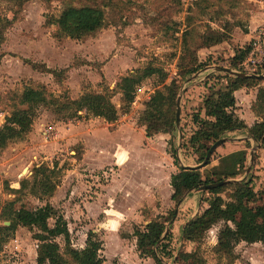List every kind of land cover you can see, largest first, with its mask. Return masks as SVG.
Wrapping results in <instances>:
<instances>
[{
  "label": "rangeland",
  "instance_id": "374dc122",
  "mask_svg": "<svg viewBox=\"0 0 264 264\" xmlns=\"http://www.w3.org/2000/svg\"><path fill=\"white\" fill-rule=\"evenodd\" d=\"M71 6L103 9L106 26L93 37L81 41L58 37V27L49 25L48 21ZM257 13H264V0H0V127L5 124L6 117L26 109L20 104V96L26 88L44 87L48 97H69L73 100H79L88 92L108 91L113 95L112 101L120 112V118L127 116L126 121L135 123L140 129L144 127L141 126V118L146 106L157 91L167 94L166 86L174 80L180 83L178 97L185 86L190 90L198 83L186 82L196 74L207 76L209 72L206 70L212 65L214 53L219 64H233L230 58L232 50L224 52L220 48L213 50V54H200L206 45L203 37L208 30L231 32L238 30V26L246 30L249 18ZM187 31L191 33L188 37V57L194 61L197 72L182 81L180 74L189 67L183 59V38ZM233 51L239 53L241 50L234 48ZM148 67L157 68L161 73L138 85L131 110L125 113L119 84L123 78ZM221 80L217 78L219 89ZM59 110L60 106L52 105L37 108L32 132L24 140L0 150V227L8 222L6 220L12 210L10 203L15 210L28 209L37 215L44 211L45 203L39 200L44 197L33 196L31 188L24 192L17 190L23 180L33 182L34 174L40 168L50 175L56 170L52 182L62 185L66 181L67 187L59 192L54 206L58 216L68 225L70 244L72 248L82 250L90 233L96 232L93 234L103 240V264H175L179 253L188 250L199 252L207 264H264L262 243L237 246L233 258L218 254L217 238L224 224L214 227L191 247L183 243L181 225L199 214L200 207L196 206L199 197L195 198V193H191L186 201L187 206L193 204L195 209L191 211L182 210L181 206L178 208L175 202L162 204L160 196L147 195V191L141 198L144 201H137L134 196L128 195L125 200L130 204L126 206L122 203L118 210L127 215L120 236L114 226L104 227L105 218L101 212L98 209L89 212L87 208L88 203H93L98 198L97 194L102 193V186L111 183L114 170L108 167L95 171L83 164V145L76 143L72 135L81 137L83 125L90 120L71 118L72 112ZM176 111L177 105L174 107L175 115ZM78 115L85 117L83 112ZM96 122L104 128L107 126V121ZM69 125L77 128L71 126L73 131L67 132ZM137 132L141 133V130ZM161 134L159 139L167 140L169 154L173 156L175 152L177 157L180 153L179 130H176L175 137ZM135 144L141 150L143 139ZM183 154L180 155L183 165L196 163L186 160ZM37 191L41 194L43 189ZM230 192H233L232 188L225 191L223 197L226 198ZM142 203H148L152 209ZM107 204L114 205V201ZM174 212L173 221H169ZM54 225L55 221L51 220L50 226ZM149 226L155 231L160 227L166 229L158 245L152 249L141 247L136 237V232L147 231ZM171 228L176 249L174 257L163 261L157 248ZM36 233L19 227L15 235L3 244L0 264H38L40 243L35 240ZM56 242L67 264H73L66 253L65 238L59 237ZM57 262L53 259L46 264Z\"/></svg>",
  "mask_w": 264,
  "mask_h": 264
},
{
  "label": "trees",
  "instance_id": "16d2710c",
  "mask_svg": "<svg viewBox=\"0 0 264 264\" xmlns=\"http://www.w3.org/2000/svg\"><path fill=\"white\" fill-rule=\"evenodd\" d=\"M48 24L58 27V37L81 41L93 37L104 29L106 26V12L97 7L71 6L64 9L54 20L48 21ZM225 32L208 30L206 36L203 37L206 44L204 47H215L226 42L228 36ZM190 35L191 33L187 31L183 38L185 49L183 59H186L189 67L180 74L182 81L197 72L194 68V61L188 57V37ZM242 58L235 57L233 64H229L227 67L235 69L237 60H242ZM159 73H161L159 69L148 67L144 71H137L134 75L121 80L119 87L123 94L125 113H129L131 110L138 85L143 80ZM219 77L223 79L220 82L221 88L216 91L212 89L208 92L210 82ZM262 81L253 78L239 79L220 73L186 92L183 99L185 106L182 108L181 120L182 150L186 160L192 156L197 159L195 160L197 164H202L211 147L225 138L227 133L236 130L247 129L250 136L257 143L264 142V122L249 129L234 113L236 107L234 93L241 88L258 87ZM179 91L180 83L174 80L170 86H166L167 94L157 91L147 104L141 118V126L146 127L148 137L161 133L175 137L176 115L174 107L177 105L176 100ZM112 100L113 95L108 91L102 93L88 92L79 100H73L69 97H48L44 87L26 88L20 96V104L26 109L17 110L11 116L6 117L5 124L0 127V150L6 149L13 142L24 140L32 132L36 109L41 106H60V112H72L71 118L90 120L93 117L104 119L108 123H115L120 118V112ZM263 105L264 88H260L256 108H260V106L263 108ZM80 112H83L85 117L79 116L78 113ZM190 123H192V127H190ZM217 150L207 166L216 157ZM175 151L177 150L175 149ZM173 157L178 163L175 152ZM246 162L247 153L238 152L222 158L220 165L210 171L201 172L200 169L180 167V172L172 177V188L174 190L172 200L177 206L183 203L191 193L203 186L232 181L217 189L203 192L199 214L189 220L181 232L183 243L189 244L191 247L203 239L205 234L214 227L224 224L219 231L216 246V252L221 256L235 257V249L241 243L264 244V187L258 186L254 179L235 182L241 174L245 173ZM55 167L57 168V165ZM55 171L51 172L50 175L47 174L45 169L40 168L34 174L33 182L23 180L21 188L17 192H24L31 188L30 192L33 196L53 197L60 184L59 182H52ZM39 188L43 189L41 194L37 191ZM230 188L233 189V192H230L231 194H227L224 198L223 194L225 191H230ZM10 207L12 210L6 221L10 222L11 225L0 227V250L5 241L15 235L18 227H23L31 230V232H38L35 234V240L40 243L38 246V264H46L47 261L53 259H56L58 264L68 263L61 254L60 246L56 242L59 237L65 238L66 253L73 264H103L101 256L103 242L95 234L90 233L84 249L72 248L68 225L63 218L58 216L57 211L51 204H48L44 211L38 215L28 209L15 210L12 203H10ZM174 217L175 212L169 218V221H173ZM51 220L55 221L54 227L50 226ZM165 232V228L160 227L155 231L149 226L147 231L136 232V237L141 247L152 249L158 245ZM175 249L174 235L171 228L169 234L158 246L157 252L161 260L169 261L174 257ZM179 255V259L175 264H207L197 251L188 250L187 252H180Z\"/></svg>",
  "mask_w": 264,
  "mask_h": 264
},
{
  "label": "crops",
  "instance_id": "0c3cea01",
  "mask_svg": "<svg viewBox=\"0 0 264 264\" xmlns=\"http://www.w3.org/2000/svg\"><path fill=\"white\" fill-rule=\"evenodd\" d=\"M263 24L264 13L261 15L260 13L252 15L251 18H249V24L246 30H242L238 26L236 27L238 30H232L228 33L222 31L227 33L228 40L215 47H204L200 54H213L211 53L213 50L221 48L224 52L232 50L230 56H233L235 54L233 49L237 48L238 51L242 50L245 45L249 44L255 38L258 30L263 27ZM262 80V83L258 87H245L234 93L236 100L234 113L249 129L256 124L264 122V107L262 108L260 106V108H256L259 89L264 88V79ZM183 106H185L184 101L182 108ZM127 119V116L119 118L115 123H108L100 118L90 119L88 123L83 125V135L81 137L72 135L76 143L81 142L83 145V164L96 169L95 171H101L108 167L114 170V178L111 183L102 186V193L97 194L98 198L95 199L93 203H88L87 210L90 212L91 210L98 209L105 218V224L102 223L104 227L114 226L115 230L118 231V235L120 234L121 226L124 225L126 221L125 218H127L126 213L123 214L122 211H118L120 210L119 205L122 203L126 206L130 204L125 200L129 197L128 195L134 196L137 201H144V199L141 198L144 193H146L145 191H147V195L160 196L162 204L165 202L167 204L174 203L172 200V195L174 193L172 188V177L178 174L180 172V167H182L179 164L180 162L176 163L175 159L172 158L173 156L169 154L167 140L164 138L162 140L159 139V136L163 134L148 138L146 127H139L140 129H138V125L127 122ZM96 121L99 123L101 121L106 122L107 126L104 128L101 123L97 124ZM71 126L77 128L76 126L69 125V128H66L67 132L70 130L73 131ZM140 130L141 133L137 132ZM165 135L168 136L169 134ZM225 138L228 142L218 148L216 157L212 159L211 164L207 167L200 168V171H210L220 165L222 158L238 152H246L247 162L245 173L241 174L236 181H243L244 179L251 181L254 179L258 186L264 187V142L257 143V141L250 136L247 129L229 132L226 134ZM140 139H143V147L141 150H138L135 142ZM139 151L142 154L144 152L146 156L140 155ZM252 155H254L253 163ZM200 165L195 163L190 164L189 167H198ZM65 183L66 181H63L62 185L61 183L59 184L53 197L47 198L48 200H46V198L39 199L40 202L43 201L45 206L51 204L55 208L54 203L58 197L57 195L61 190L67 187ZM65 191L66 195H68L69 190L66 188ZM122 192H124V195ZM193 193H195V198L199 197L198 203L196 204L198 208L200 207V201L203 195H200L198 191H194ZM112 200L114 201V205L107 204L108 201ZM118 200L120 201L118 202ZM186 201H188V198L180 205L182 210H193V204L187 206ZM142 204L144 206L146 205L145 203ZM146 206L148 209H152L151 206H148V203ZM194 214H196V212H194ZM187 223L184 222L181 225V229H183ZM100 240L103 242L101 237ZM86 243L85 245H87Z\"/></svg>",
  "mask_w": 264,
  "mask_h": 264
},
{
  "label": "built area",
  "instance_id": "2783aa9c",
  "mask_svg": "<svg viewBox=\"0 0 264 264\" xmlns=\"http://www.w3.org/2000/svg\"><path fill=\"white\" fill-rule=\"evenodd\" d=\"M213 57L214 58H212V60H213L212 65L209 66L207 68V71H206V72H210V73H208L209 75L202 77L203 73L201 75L199 74L198 78L195 79L194 81H192V82H197L198 84L191 86V88H193L199 84L204 83L205 81H207L209 78L215 76L216 74H220V72H215L214 68H217V67L228 68L227 66H223V65L218 63L217 54L214 53ZM235 57H243V58H242V60L238 61L237 67L235 69H232V68H229V69H232L235 72H239V73L247 75V76L264 75V27L261 28L260 30H258L255 38L249 43V46L247 48H243L239 53H235L233 56H230V58L232 60H235ZM221 74H225V73H221ZM200 76H201V78H200ZM192 82H190V83H192ZM218 83L219 82L217 81V79L212 80L209 84L208 89H207L208 92L211 91L212 89L215 91L219 90V88H217ZM220 88H221V84H220ZM188 90L189 89H187V91ZM181 120H182V115H181ZM191 125H192V123H190V127H192ZM181 134H182V144L181 145L179 144L180 153H178V155H177L178 159H179V156L183 152V150H182V146H183L182 129H181ZM183 155H185V154H183ZM180 158H181V156H180ZM189 160L192 162H195V160H197V159L190 156ZM198 165H200V164H198Z\"/></svg>",
  "mask_w": 264,
  "mask_h": 264
},
{
  "label": "water",
  "instance_id": "95a60500",
  "mask_svg": "<svg viewBox=\"0 0 264 264\" xmlns=\"http://www.w3.org/2000/svg\"><path fill=\"white\" fill-rule=\"evenodd\" d=\"M207 71V70H206ZM214 71L215 72H220V73H225V74H228V75H231L233 77H236V78H239V79H248V78H253V79H264V75H259V76H247V75H244V74H241L239 72H235L233 71L232 69H229V68H223V67H217V68H214ZM199 76V74H196L194 75L191 79H189L186 84L194 81L195 79H197ZM187 91V88L186 86L182 89L181 91V94L180 96L178 97V100H177V111H176V121H175V129L176 130H179V140H180V145L182 144V134H181V115H182V106H181V102L183 100V96L184 94L186 93ZM226 142H228V140L226 138H223L221 140H219L218 142H216L212 147L211 149L209 150L206 158H205V161L198 167H189V166H186V165H183V162L179 156V162L181 164V166L185 169H200V168H203L205 166L208 165L211 157L213 156L214 152L219 148L221 147L222 145H224ZM254 161V155H252V163ZM232 181H223V182H219V183H216V184H211V185H206V186H203L202 188H200L199 190H197L198 192H205L207 190H212V189H217L219 187H222L228 183H230ZM235 182H240V181H235ZM181 203L178 204V208L180 207ZM178 212V210H176V213ZM6 226H10L11 223L9 222H6L5 223Z\"/></svg>",
  "mask_w": 264,
  "mask_h": 264
}]
</instances>
